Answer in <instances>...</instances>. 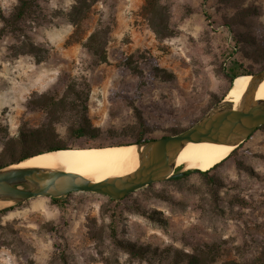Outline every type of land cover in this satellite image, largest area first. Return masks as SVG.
Instances as JSON below:
<instances>
[{"label":"rangeland","instance_id":"obj_1","mask_svg":"<svg viewBox=\"0 0 264 264\" xmlns=\"http://www.w3.org/2000/svg\"><path fill=\"white\" fill-rule=\"evenodd\" d=\"M39 2L49 19L25 27L46 48L42 61L13 57V39H0V161L19 128L43 120L28 105L40 93L58 98L67 85L86 84L97 131L73 138L57 123L56 138L26 142L24 151L56 141L115 145L109 143L128 140L138 119L151 137L179 131L224 97L226 66L261 70L244 40L264 37V0H83L76 23L67 13L74 0ZM16 3L0 0V14ZM163 24L170 35L155 34L152 26ZM102 26L106 61L95 64L82 42ZM222 160L208 170L212 183L190 168L116 201L74 191L58 203L36 196L0 211V264H170L158 259L163 249L191 252L205 244L218 248L212 264H247L264 249V127ZM120 242L148 249L145 258Z\"/></svg>","mask_w":264,"mask_h":264},{"label":"trees","instance_id":"obj_2","mask_svg":"<svg viewBox=\"0 0 264 264\" xmlns=\"http://www.w3.org/2000/svg\"><path fill=\"white\" fill-rule=\"evenodd\" d=\"M39 1L40 0H17V3L14 5L13 10L9 14H0V39H2V37L6 35L10 36L13 39V43L10 45V53L13 57H17L20 55H31L36 62L42 61L45 57L44 54H46L47 52L46 48L39 44H36L30 37L28 28L25 27L26 22L28 21L31 22V25L36 26L40 23V21L49 19L47 18L46 12L44 11V8ZM77 2H83V0H74V3L71 5L70 10L67 12L70 15V20L74 23L81 19L78 16H75L77 15L76 12L81 11L80 8L77 7ZM158 27L159 26L157 25H155V27L152 26L156 35H170V32H167L166 30V25L163 24V26H161L162 28ZM107 33L108 29H106L105 26L97 27L93 29L82 42L83 47L94 59L95 64L106 61L105 45L107 42ZM244 41L249 42L250 46L252 47L251 55L249 57L251 59H254L255 62H258L261 66L260 68L262 69L264 67V37L254 38L253 36H251ZM237 42L238 41L236 38L233 43V49H236ZM233 51L234 50H231L229 53L233 54ZM228 56L231 55L228 54ZM255 72L257 71L251 68H242V66H239L237 62H235L231 66H226L225 77L229 83L228 88L230 86L232 78L236 75L252 74ZM88 97L89 88L86 84L79 85L73 83L67 85L66 89H64V91L58 98L48 97L46 93H40L34 98L35 100H29L28 105H31V103L35 104V107L39 108L42 111L44 118L37 126L30 127L29 129L19 128L17 137L10 138L6 146L4 147L5 150L2 155L4 160L0 161V166L17 160H22L40 152L73 146L72 144H66L65 141H56L38 149L29 151H24L22 149V145L24 143L32 141L34 139L44 140L45 138H56L54 135V131L55 124L57 123H64V125H66L67 127L68 135L73 138L83 137L87 135L94 136L97 128L91 124V121L88 117ZM259 127H264V124ZM176 132L178 131H174L170 134H174ZM170 134H163L161 136ZM152 138L156 137L148 136L146 134L144 123L140 119H138L135 131L130 135H127V141L113 142L109 144L135 143ZM241 144L237 147L232 148L228 152V154L224 156L226 157L224 160L233 156L236 153L238 147L241 146ZM209 169L196 171L206 177L209 180V183H212V178L208 174ZM50 200L53 203H58L59 201H61V198L55 197L50 198ZM119 245L128 253L137 255L142 258H145L148 251V249L146 250V248L134 246L129 242H120ZM150 251L154 253L152 255L157 254L155 250ZM160 255V258L158 259H167L168 263L170 264H212L216 260V257L218 255V248L215 245L205 244L201 248L197 247L191 252L180 250L171 251L168 249H163V251L160 252ZM247 264H264V249L260 251V255L250 257Z\"/></svg>","mask_w":264,"mask_h":264},{"label":"water","instance_id":"obj_3","mask_svg":"<svg viewBox=\"0 0 264 264\" xmlns=\"http://www.w3.org/2000/svg\"><path fill=\"white\" fill-rule=\"evenodd\" d=\"M245 75H249L250 79L237 103L225 100V94L186 128L174 134L131 143L136 148L138 166L126 175L98 183L61 169L18 165L28 157L0 166V211L32 197L55 198L74 191H91L119 200L136 189L189 172L190 168L178 169L180 166L175 167L174 163L178 151L191 140L243 143L264 124V98H255L254 94L256 86L264 79V68ZM59 149L63 148L44 152Z\"/></svg>","mask_w":264,"mask_h":264},{"label":"bare ground","instance_id":"obj_4","mask_svg":"<svg viewBox=\"0 0 264 264\" xmlns=\"http://www.w3.org/2000/svg\"><path fill=\"white\" fill-rule=\"evenodd\" d=\"M250 76L238 74L232 78L225 100L237 103L244 94ZM255 98H264V79L256 86ZM238 143L194 139L178 151L174 166L207 170L219 162ZM234 148V147H233ZM18 165L42 166L61 169L103 183L126 175L138 166L135 145L69 146L28 157Z\"/></svg>","mask_w":264,"mask_h":264}]
</instances>
